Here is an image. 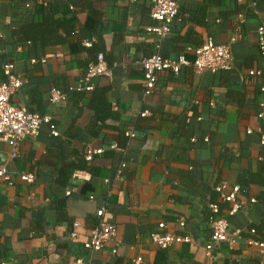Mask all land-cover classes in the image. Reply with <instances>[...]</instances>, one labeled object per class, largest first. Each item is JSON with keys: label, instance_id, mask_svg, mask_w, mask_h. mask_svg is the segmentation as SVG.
Wrapping results in <instances>:
<instances>
[{"label": "crops", "instance_id": "crops-1", "mask_svg": "<svg viewBox=\"0 0 264 264\" xmlns=\"http://www.w3.org/2000/svg\"><path fill=\"white\" fill-rule=\"evenodd\" d=\"M58 1L0 0V81L6 80L3 66L13 63L24 82L13 96L14 104L52 116L59 133L53 136L43 125L37 138L22 143L16 159L0 136V172L10 176L6 180L0 175V260L264 264V250L248 244L249 230L261 233L258 226L264 225V121L257 116L264 102V56L257 34L264 25V0H179L181 22L173 24L162 55L175 59L184 54L192 60L188 47H199L209 38L227 44L237 36L234 68L200 73L188 67L178 76L167 71L150 95H145L139 61L153 55L159 43L146 31L155 24V0H60L67 7L56 18L74 21L73 32L59 30L65 37L60 44L36 40L33 25L43 21L42 15H35L36 6ZM100 52L112 67L111 76L96 78L92 92H70ZM251 70H261L262 77H249ZM54 86L67 93L65 102H51ZM106 87L112 109L102 123L95 101ZM128 128L136 133L130 142ZM108 144L126 151L112 154L106 151ZM97 149L104 154L95 155L86 171L68 172L69 182L62 186L65 167L79 164L89 150ZM122 162L127 166L117 179ZM21 174H34L35 182H23ZM221 181L241 188L239 200L245 207L228 219L229 232L240 230L242 235L208 256L209 203ZM60 200L65 201L63 207ZM103 208L105 220L118 233L101 252L92 253L84 244ZM75 222L81 223L77 240L71 239ZM160 224L166 227L160 229ZM154 232L191 241L163 249L152 242Z\"/></svg>", "mask_w": 264, "mask_h": 264}, {"label": "built area", "instance_id": "built-area-1", "mask_svg": "<svg viewBox=\"0 0 264 264\" xmlns=\"http://www.w3.org/2000/svg\"><path fill=\"white\" fill-rule=\"evenodd\" d=\"M71 9H74V7L71 6ZM179 13V0H155L151 10V18L155 21V24L148 26L146 31L155 35L159 43L153 55L139 61L144 71L145 95H150L156 90L160 76L167 71L178 76L184 68L188 67L200 73L230 72L234 68L233 45L236 43L235 38H232L227 44H218L213 39L209 38L199 47H188L186 53H192L194 55V59L192 60L187 58L184 54H181L175 59L163 56L161 49L164 40L172 33L173 24L177 21L181 22ZM257 34L258 44L264 55V25L259 27ZM85 44L87 46H92L91 42H86ZM111 71L112 67L108 63L105 54L100 52L97 54L95 61L88 65L80 83L70 87L69 91L92 92L95 88L94 80L99 77H110ZM3 73L6 80L0 81V136L11 146V158L16 159L19 157L22 143L27 139L37 138L41 134L43 125L49 126L53 136H58L59 133L52 116L33 112L25 107H19L14 104L13 96L24 84L22 78L15 72V65L11 62L6 63L3 66ZM248 74L249 77L253 78L262 77L263 75L261 70H251ZM261 92L264 93V85L261 87ZM67 98V93L60 88L56 86L51 88L50 100L52 103L65 102ZM260 106L262 110L257 116L264 121V102H262ZM141 115L145 116L146 112ZM125 135L128 142L136 137L133 128H128ZM262 139L264 143V130ZM206 140L209 141L208 138ZM111 149L118 153H124L126 151L125 148L117 144H113ZM103 152V149L89 150L85 158L87 161H92L95 155H100ZM126 166L125 162L120 164L117 170V179L122 178ZM0 175L6 180H10V176L7 175L4 170L0 172ZM20 179L28 184H33L36 176L34 174H21ZM106 182H108V180H106ZM214 190L219 195L220 202L228 203L230 208L222 211L218 203H209L211 212V238L206 246L208 256H212L215 248L223 244H227L228 246L233 245L236 238H240L242 235L240 230L232 234L229 232L228 217L235 215L245 207V203L239 200V195L241 193V188L239 186L230 187L227 181H221L215 186ZM66 195H70V192H66ZM91 199H93V196ZM255 202L256 200H251V203ZM221 211L222 214L220 213ZM105 213V208L98 211L97 216L99 218V224L91 231L89 239L84 244V248L92 253L101 252L107 243L115 240L117 237V228L115 225L105 220ZM179 224L181 227H185L186 222L184 219H181ZM80 226L81 223H74L75 231L71 233V239L77 240L79 238L80 234L77 229ZM165 227V224L159 225L160 229H164ZM249 234L251 237L248 240V244L260 250H264V240H262L264 228L261 230V233L256 228H251ZM151 240L163 249L168 248L172 244L189 243L191 241L187 236L160 232L152 233ZM113 253H117V250L115 249ZM141 261V258L136 260L138 264ZM78 263L89 264L83 260H79ZM0 264L9 263L5 260H0Z\"/></svg>", "mask_w": 264, "mask_h": 264}, {"label": "trees", "instance_id": "trees-1", "mask_svg": "<svg viewBox=\"0 0 264 264\" xmlns=\"http://www.w3.org/2000/svg\"><path fill=\"white\" fill-rule=\"evenodd\" d=\"M65 6L67 7V5H65L63 2H60V0L57 3L51 2L46 7L44 5L36 6L35 15L40 14L43 16V21L40 24L33 25L35 27L34 28L35 30L33 32H34V38L36 40H42L46 44L50 43L49 41L56 43V44H60V43H63V41H65V37L58 35L59 30L62 29L67 34H71L73 32L71 30H72L74 21L62 22L61 20L56 18V16L61 12V10L65 8ZM199 20L200 19H198V17L196 16L195 23H197ZM28 38H32V37L28 35ZM239 38L240 37L235 36L236 41L239 40ZM258 48L260 50L261 55L264 56L262 54L259 44H258ZM107 91H108V88L106 87L105 89L102 90V92L100 93V96L95 101V107L97 108V111H98L97 119L100 120L102 123H104L106 118L111 117L110 113L108 112H110V109H112V103H110L109 100L106 98ZM115 114L111 113V115L114 118H118L119 115H115ZM106 151L112 154L113 153L116 154L115 151L111 149V145L109 144L107 146ZM102 154H104V152ZM78 163L79 164H69L67 167H65L64 171L66 173H63L61 178L59 179L62 186H65L66 184H68L69 176H70V175L68 176V172H70L71 174L72 169L79 168L80 170L86 171L88 167H90L88 164H92L90 161H87L86 159L81 160ZM59 203L61 207L65 205V201L60 200ZM210 203H218L222 211L230 208V205L228 203L220 202L218 194H216L213 197V200H211ZM222 211L220 212L221 214H222ZM263 227L264 225L258 226L259 229L261 228L260 230H262Z\"/></svg>", "mask_w": 264, "mask_h": 264}]
</instances>
